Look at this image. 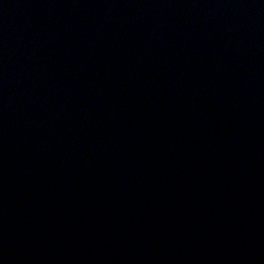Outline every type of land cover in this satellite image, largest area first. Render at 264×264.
Listing matches in <instances>:
<instances>
[{"label": "water", "instance_id": "water-1", "mask_svg": "<svg viewBox=\"0 0 264 264\" xmlns=\"http://www.w3.org/2000/svg\"><path fill=\"white\" fill-rule=\"evenodd\" d=\"M0 264H264V0H0Z\"/></svg>", "mask_w": 264, "mask_h": 264}]
</instances>
